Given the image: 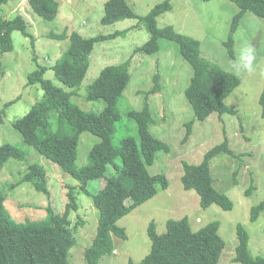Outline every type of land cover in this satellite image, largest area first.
<instances>
[{
	"label": "rangeland",
	"instance_id": "1",
	"mask_svg": "<svg viewBox=\"0 0 264 264\" xmlns=\"http://www.w3.org/2000/svg\"><path fill=\"white\" fill-rule=\"evenodd\" d=\"M55 1L59 3V9L53 21L35 14L28 0H4L0 7V16L4 19L22 16L28 25V32L34 37L32 40L15 31L12 34L13 51L0 54V146L6 143L17 145L26 154L22 160H9L0 171V193L4 195L5 207L13 219L18 223L41 221L49 206L56 213H62L69 201L68 186L79 185L57 164L26 144L21 131L15 126L44 94L39 84H29V75L47 67L45 78L65 92L76 91L72 101L83 111L101 112L106 103L104 100L88 101L89 86L105 68L131 59V80L118 103L121 119L117 123L113 143L120 147L124 138H138V127L130 118L129 111L143 109L146 94L154 87V77L159 74L161 91L149 98L155 119L151 133L164 141L169 151L158 152L148 170L151 175L164 174L169 186L166 190L159 189L154 198L118 221L117 226L125 229L127 238L113 235L114 252L103 257L100 264L140 263L151 251L152 242L148 235L151 222H155L156 232L163 234L167 231L168 220L183 218H188L193 231L219 221V234L226 244L219 264H238L233 260L238 246L239 225L248 233L251 254L264 257V211L257 221L251 220L252 209L264 201V117L260 104L264 92V20L247 12L233 35L235 43L231 51L226 42L231 34L233 19L241 9L230 0H171L172 10L158 17L159 28L172 26L178 33L200 41L204 58L241 79L240 86L225 100L228 107L237 110L236 115L224 114L220 117L214 113L206 120L198 121L185 94L194 70L183 58L179 45L160 39L157 53H135L150 38L146 25L140 23L141 18L166 0H127L137 18L110 25L101 23L105 4L109 0ZM126 30V36L106 39L95 45L89 71L80 87H68L55 75L52 67L67 50L69 39L54 40L50 37L51 33L66 31L70 37L77 32L89 39ZM245 46L256 50L255 70L238 75L232 70L231 61ZM192 120L194 125L186 138V124ZM226 138L233 155L219 154L211 161L210 170L215 188L232 200L233 209L225 211L218 205L204 209L197 192L185 190L181 182L184 165L199 164L208 150L222 144ZM99 141L100 138L92 133L82 134L78 167L88 163L89 152ZM33 164L41 165L47 171L49 195L38 192L30 183H21ZM113 172L110 168L107 177ZM104 181L90 182L89 191L97 192ZM78 198L80 209L72 214V221L80 225L68 261L70 264H87L85 251L97 234L99 211L86 194L80 192Z\"/></svg>",
	"mask_w": 264,
	"mask_h": 264
},
{
	"label": "trees",
	"instance_id": "2",
	"mask_svg": "<svg viewBox=\"0 0 264 264\" xmlns=\"http://www.w3.org/2000/svg\"><path fill=\"white\" fill-rule=\"evenodd\" d=\"M0 0V7L2 5ZM171 0L157 5L143 22L150 32L149 40L135 50V53L147 55L159 51V40L176 42L183 58L193 67V76L185 94L194 110L195 120L204 121L212 114L220 117L224 114H237V110L226 105L225 100L240 86L241 79L235 74L213 64L201 54L200 41L180 34L172 26L159 28L157 19L172 10ZM206 2L212 0H205ZM240 7L234 17L231 34L226 45L233 50L234 33L238 30L241 19L247 12L264 20V0H230ZM35 14L45 20L53 21L58 14L59 3L55 0H28ZM137 15L127 0H109L105 4L103 25L115 24ZM139 23V24H140ZM139 26V25H138ZM20 31L25 37H34L28 32V25L22 16L12 20L0 16V54L14 49L12 34ZM126 31L93 38H83L74 32L68 37L51 33L54 40L65 41L69 45L62 58L52 67L55 75L66 86L78 88L82 85L91 65L90 56L97 43L110 38L126 36ZM131 59L105 68L89 86L88 101H105L101 112L83 111L72 101L71 93L56 87L45 78L47 67H42L29 75V84H39L43 97L15 126L23 135L24 142L35 147L41 155L57 164L62 171L79 182L69 185V201L62 213H56L52 206L46 208V216L41 221L16 222L5 207V197L0 193V264H70L68 254L75 244V235L80 223L73 224L72 214L80 209L78 194L89 196L99 211L97 234L85 251L87 264H100L103 257L114 252L112 236L126 239L125 229L117 226L120 219L140 205L154 198L159 189L169 186L164 174L151 175L148 167L155 162L156 154L169 151L168 145L151 133L155 119L152 116L149 98L161 91L160 75L154 77L155 85L145 98L141 111L131 110L129 116L138 127V138L127 137L120 147L113 143L117 123L121 119L118 103L122 99L130 80ZM1 67V64H0ZM260 104L264 117V92ZM194 120L186 124L187 137L191 133ZM89 132L100 138L89 152L88 163L78 167L79 146L83 133ZM221 153L233 155L226 138L222 144L206 152L199 164H185L181 182L185 190H195L200 196V205L207 209L218 205L225 211L233 209L232 200L214 186L210 163ZM25 151L10 143L0 146V171L11 159L22 160ZM120 160V162H118ZM113 173L107 177L108 170ZM105 179L103 186L95 192L89 191L92 181ZM21 183H30L41 193L49 195L47 171L38 164H33L26 171ZM264 211V201L251 211V220L257 221ZM83 222L81 221V224ZM167 231L156 232L155 222H151L148 235L152 242L150 253L138 264H219L225 241L219 234L220 223L213 221L198 231L191 229L188 218L170 219ZM238 246L234 262L238 264H264V257L253 256L249 249V237L243 226L237 228ZM129 264H135L130 261Z\"/></svg>",
	"mask_w": 264,
	"mask_h": 264
},
{
	"label": "clouds",
	"instance_id": "3",
	"mask_svg": "<svg viewBox=\"0 0 264 264\" xmlns=\"http://www.w3.org/2000/svg\"><path fill=\"white\" fill-rule=\"evenodd\" d=\"M256 61V50L252 46L241 49L238 57L231 61V68L236 74L252 73Z\"/></svg>",
	"mask_w": 264,
	"mask_h": 264
}]
</instances>
